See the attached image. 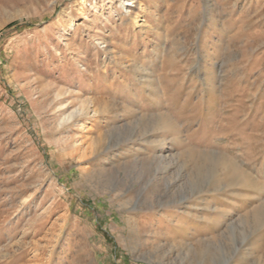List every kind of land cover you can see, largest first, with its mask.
Returning <instances> with one entry per match:
<instances>
[{"label":"rangeland","instance_id":"obj_1","mask_svg":"<svg viewBox=\"0 0 264 264\" xmlns=\"http://www.w3.org/2000/svg\"><path fill=\"white\" fill-rule=\"evenodd\" d=\"M0 264H264V0H0Z\"/></svg>","mask_w":264,"mask_h":264}]
</instances>
